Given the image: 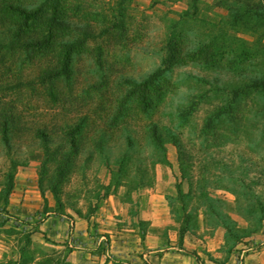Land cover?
I'll return each mask as SVG.
<instances>
[{
	"label": "rangeland",
	"instance_id": "1",
	"mask_svg": "<svg viewBox=\"0 0 264 264\" xmlns=\"http://www.w3.org/2000/svg\"><path fill=\"white\" fill-rule=\"evenodd\" d=\"M231 257L264 259V0H0V264Z\"/></svg>",
	"mask_w": 264,
	"mask_h": 264
},
{
	"label": "crops",
	"instance_id": "2",
	"mask_svg": "<svg viewBox=\"0 0 264 264\" xmlns=\"http://www.w3.org/2000/svg\"><path fill=\"white\" fill-rule=\"evenodd\" d=\"M155 199H157L158 201L157 202H155L154 203V201H156V200H154L153 201V206H152V208L153 209H155V211L156 210H158L159 209V207L161 208V211H162V213H161V217H162V215L166 212V211H164L165 209H167L168 207L164 204V201H166L167 200V194H163V193H156L155 194ZM186 253L187 254H189V255H192V253H190V252H188V251H186ZM198 256H196V259H197V261H198V259H199V256H202L203 255V252H197L196 253ZM220 255L222 256V254H221V252H220ZM203 258V257H202ZM261 260V261H260ZM264 259H263V257H260V259L258 260V262H257V264H264V261H263ZM225 264H233L232 262V257H231V259L228 261L227 259H225ZM196 264H199V263H196ZM217 264H219V263H217Z\"/></svg>",
	"mask_w": 264,
	"mask_h": 264
},
{
	"label": "trees",
	"instance_id": "3",
	"mask_svg": "<svg viewBox=\"0 0 264 264\" xmlns=\"http://www.w3.org/2000/svg\"><path fill=\"white\" fill-rule=\"evenodd\" d=\"M17 11L21 12V10H17ZM31 14H32L34 17L37 16V12H36V11L32 12Z\"/></svg>",
	"mask_w": 264,
	"mask_h": 264
}]
</instances>
